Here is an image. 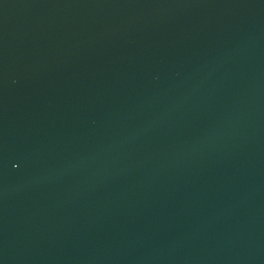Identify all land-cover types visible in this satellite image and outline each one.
Segmentation results:
<instances>
[{
	"label": "water",
	"instance_id": "water-1",
	"mask_svg": "<svg viewBox=\"0 0 264 264\" xmlns=\"http://www.w3.org/2000/svg\"><path fill=\"white\" fill-rule=\"evenodd\" d=\"M0 264H264V0H0Z\"/></svg>",
	"mask_w": 264,
	"mask_h": 264
}]
</instances>
